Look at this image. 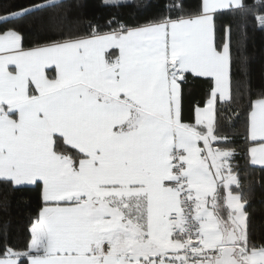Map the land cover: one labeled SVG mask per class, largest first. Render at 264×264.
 I'll return each instance as SVG.
<instances>
[{
  "label": "snow or ice",
  "instance_id": "1",
  "mask_svg": "<svg viewBox=\"0 0 264 264\" xmlns=\"http://www.w3.org/2000/svg\"><path fill=\"white\" fill-rule=\"evenodd\" d=\"M197 3L199 11L195 12L186 0H170L158 14L138 17L135 23L124 16L114 18L109 12L107 17L101 16L102 25L96 23V17L86 21V0H32L18 10L0 13V55L45 53L64 59L69 70L68 79L41 97L37 104L19 109L4 105L9 113H27L29 118L11 122L0 119V185H9L16 191L38 189L40 206L31 222L30 240L24 250L0 247V264H99L92 253L93 244L102 249L104 243L112 247L125 234L136 238L126 233L127 225L122 230L119 225L113 228L108 223L114 216L109 211L112 202L105 205L107 196L99 194L98 189L103 185L98 179L121 165L130 171L142 170L140 164L149 141L154 137L163 139L170 126L168 120L172 118L176 100L174 83L181 86L182 105V86L187 76L211 81L208 96L213 99L217 116L219 110L215 105L223 102L225 85L228 100L234 99L235 93L244 92L240 80L246 75L247 57L239 48L234 54L231 22L223 26L224 35L218 42L217 17L239 14L246 34L249 12L255 7L264 8V0L251 5L247 0H212L213 6L208 8L205 0ZM98 6L119 9L134 5L132 0H99ZM37 13L40 23L48 29V35L42 39L51 37V43L26 48L31 42L25 31L12 28L15 36L7 43L14 46L2 47L9 32L5 24ZM252 17L255 26L264 31V12H252ZM102 27L107 31L101 32ZM80 29H90V36L65 39L62 43L55 40L56 36H73ZM100 37L118 41L105 49L106 52L114 50L117 56L108 62L110 67L92 77L87 71L85 42ZM247 93L253 97L249 100L245 124V139L250 145L249 165L264 169V92L257 98L249 77ZM165 102L168 120L156 115L159 110L163 117ZM133 111L137 113L135 120L131 119ZM32 113L35 119L30 118ZM47 118L82 125L86 134L96 137L98 146L94 152L81 153L88 164L74 161L69 167L66 161L48 157L39 142L40 128ZM180 139L182 143L189 142L186 136ZM222 142L227 143V137ZM234 155L235 150H231L221 160H230ZM194 171L200 174L198 169ZM244 207L239 203L231 209L233 232L242 230L240 259L235 255L229 261L217 257L208 264H253V258H258L255 264H261L264 260V242L257 244L250 240L247 214H242ZM139 210L137 202L133 211ZM208 234L214 233L209 230ZM149 235L144 233L143 237ZM234 239L231 236L228 244ZM140 243L151 256L160 258L161 264L174 258L169 256L170 252L181 251L158 249L150 240L145 244L143 238ZM89 254L93 259H88ZM120 255L116 253L115 261L103 260L102 256L99 261L118 264ZM124 258L133 259L127 255Z\"/></svg>",
  "mask_w": 264,
  "mask_h": 264
},
{
  "label": "crops",
  "instance_id": "2",
  "mask_svg": "<svg viewBox=\"0 0 264 264\" xmlns=\"http://www.w3.org/2000/svg\"><path fill=\"white\" fill-rule=\"evenodd\" d=\"M212 0H205V7H212ZM99 36V33L97 34ZM15 33L9 30L5 34V43L2 47L8 48L14 45L7 43V40L14 37ZM90 35L77 37V39L88 37ZM63 42V41H58ZM118 41L111 37H100L85 42V55L88 62V73L95 77V74L106 67H110L109 61L114 57L107 56L105 49ZM44 45V44H43ZM77 75V73H73ZM69 77V70L64 59L58 56H52L37 52H5L0 55V119L9 122L18 118L28 119L27 113L17 112L9 113L4 105L9 108L19 109L22 106L35 105L41 97L52 91L57 85L64 83ZM174 92L176 100L172 106V118L168 120L167 103L163 105V117L159 110L156 111L158 118L168 120L170 125L167 134L163 139L153 138L149 141L148 147L143 156L140 167L142 170L130 171L121 165L118 170H113L100 177L98 182L103 186L98 189L101 196H107L105 205L109 201L112 207L109 211L114 213L111 227L117 225L123 230L127 225L126 233L135 236V239L125 238L110 247L109 254L103 257V260L115 261L116 253L120 252V261L118 264H161L160 258L153 257L148 253L140 243L143 238L144 243L150 240L154 247L158 249L166 248L179 250L180 242L172 231L171 216L173 214L181 215V202L179 192L174 183L175 176L171 164V150L177 146L183 152V174L187 177V185L191 191L194 201L197 204V216L199 218V229L196 234L197 244L200 246H217L219 251L225 244L227 228L233 226L234 213L231 211L236 198L233 194L226 197V205L231 214L229 224L220 220L213 207V196L217 190V179L220 177L221 163L218 156L211 151L206 160L201 156L198 143V137L191 127L185 126L180 121V87L174 83ZM228 95L226 85L222 89V100H227ZM204 107L195 109V121L197 123L210 124L214 120L213 99L208 97ZM202 106V105H201ZM143 107V105H142ZM147 110V109H146ZM31 119H35V113L31 114ZM124 118V117H121ZM137 118L136 111L131 114V119ZM59 135L63 141L75 148L80 156L77 161L88 164V160L81 153L94 152L97 147L96 137L87 133L82 125H76L61 121L58 119L47 118L40 128L39 142L43 146L46 154L50 158L66 161L70 167L73 161L67 156L53 151V138ZM189 138L188 143H182L180 137ZM211 163L213 171L210 170L207 163ZM198 169L200 174L194 170ZM233 177H229V183ZM147 193V195H145ZM236 196V195H235ZM240 201V199L237 197ZM140 204L139 212L133 211L136 203ZM241 203V201H240ZM243 210V209H242ZM123 218V223H121ZM211 230L212 235H209ZM144 233H149L147 238ZM238 236L237 248L241 251L243 247L242 231L236 232ZM124 234V233H122ZM96 246L92 245V248ZM97 247V246H96ZM80 255H83L81 252ZM125 255L133 259H125ZM170 258L164 261V264H176L178 251L169 253ZM88 259H93L89 254ZM258 258H253V264ZM192 260L190 264H195ZM99 264H103L96 257ZM264 264V260L261 261Z\"/></svg>",
  "mask_w": 264,
  "mask_h": 264
},
{
  "label": "trees",
  "instance_id": "3",
  "mask_svg": "<svg viewBox=\"0 0 264 264\" xmlns=\"http://www.w3.org/2000/svg\"><path fill=\"white\" fill-rule=\"evenodd\" d=\"M32 0H0V13H7L10 10H18L29 5ZM133 7L128 8H100L99 0H86L87 8L84 10L87 19L96 17V23L103 24V18L111 12L113 17L124 16L135 23L138 17H152L158 14L164 4L170 0H132ZM251 5L257 0H247ZM190 10L198 12L199 4L197 0H186ZM264 12V8H253L247 17V29L240 24L241 17L237 15H221L217 17V36L218 42L223 37V26L232 23V44L235 54L239 48L247 57L248 67L245 69L246 75L240 84L244 89L243 93L237 92L232 100H222L216 104L219 115L214 113V120L210 124L197 123L194 118V109L201 106L207 100L211 81L193 78L191 75L186 77V82L182 86V105L180 103V121L183 125L191 127L198 137L201 156L206 160L211 151L218 157L221 163V173L217 179V190L213 196L214 209L220 220L229 224L231 214L226 205L228 194L236 195L241 203L245 205L243 212L247 214L248 234L250 240L257 244L264 242V169L249 165L248 149L250 145L245 139V124L249 110V97L247 93L248 79L250 77L253 91L257 93V98L264 92V31L255 26L252 12ZM38 13L31 17H25L20 21H10L4 27L21 28L25 31L30 44L43 45L52 42V38L42 39L48 35V29L43 26ZM101 17V18H100ZM100 18V19H99ZM85 21V23H86ZM142 22V21H141ZM83 28L84 25H81ZM30 30V31H29ZM106 28H101V32H106ZM91 30H78L73 36H56L55 40L64 41L65 39L77 38L90 35ZM113 50L107 52V56H115ZM180 92H181V86ZM238 116V118H237ZM227 137L228 142H222ZM214 141H218L214 143ZM53 148L59 154L66 155L73 162L77 161L80 153L72 146L66 144L59 135L53 138ZM181 150V149H180ZM235 150V155L230 160H221V157ZM181 165L183 168V152ZM172 170L175 171V160L171 155ZM213 171L211 163H207ZM233 181L229 183V177ZM185 179L187 177L185 175ZM175 185L176 182L174 181ZM40 206L39 190L35 188L16 191L9 185H0V247L7 246L13 250L23 251L29 242V230L36 211ZM182 214V213H181ZM236 249V256L238 258Z\"/></svg>",
  "mask_w": 264,
  "mask_h": 264
},
{
  "label": "built area",
  "instance_id": "4",
  "mask_svg": "<svg viewBox=\"0 0 264 264\" xmlns=\"http://www.w3.org/2000/svg\"><path fill=\"white\" fill-rule=\"evenodd\" d=\"M172 158L175 160V182L179 192L181 202V215L173 214L171 216L172 231L175 237L180 242L178 251V259L176 264H190L196 259H211L219 254L217 246H200L196 241V234L199 229V218L197 216V204L194 201L193 195L188 188L183 168L181 165L182 153L177 146L171 150ZM218 249V251H213ZM110 247L107 243L103 244L102 249L94 246L92 253L95 257L100 258L109 254Z\"/></svg>",
  "mask_w": 264,
  "mask_h": 264
},
{
  "label": "water",
  "instance_id": "5",
  "mask_svg": "<svg viewBox=\"0 0 264 264\" xmlns=\"http://www.w3.org/2000/svg\"><path fill=\"white\" fill-rule=\"evenodd\" d=\"M234 227L229 226L227 228V234H226V239H225V244L222 246L221 250L219 251V254L211 259H201L197 260L195 264H208V262H214L217 257L222 258L225 261H229L232 258V255H235L236 259L239 260L235 254L236 249H237V243H238V236L236 232H233ZM235 236V239L232 241L231 244H228L229 238L231 236Z\"/></svg>",
  "mask_w": 264,
  "mask_h": 264
},
{
  "label": "rangeland",
  "instance_id": "6",
  "mask_svg": "<svg viewBox=\"0 0 264 264\" xmlns=\"http://www.w3.org/2000/svg\"><path fill=\"white\" fill-rule=\"evenodd\" d=\"M65 156H66V155H65ZM233 197L236 198V199H235L234 202H230V204H231V206L236 207L237 204L240 203V201L237 199V196L233 195ZM243 213H244V212H243V210H242V214H243ZM241 231H242V230H241ZM239 253H240V251L237 252V255H239ZM239 257H240V256H239Z\"/></svg>",
  "mask_w": 264,
  "mask_h": 264
}]
</instances>
